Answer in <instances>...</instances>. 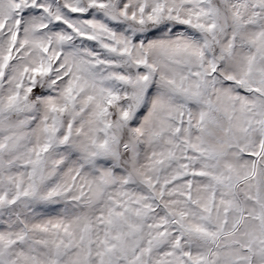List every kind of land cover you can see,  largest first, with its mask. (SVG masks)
Returning a JSON list of instances; mask_svg holds the SVG:
<instances>
[{
	"label": "snow or ice",
	"instance_id": "6c2138e0",
	"mask_svg": "<svg viewBox=\"0 0 264 264\" xmlns=\"http://www.w3.org/2000/svg\"><path fill=\"white\" fill-rule=\"evenodd\" d=\"M0 264H264V0H0Z\"/></svg>",
	"mask_w": 264,
	"mask_h": 264
}]
</instances>
